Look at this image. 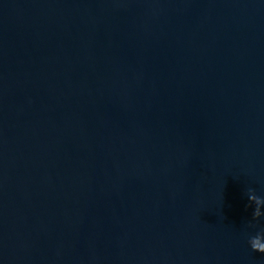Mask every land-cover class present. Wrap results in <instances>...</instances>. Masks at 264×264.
<instances>
[{
    "label": "water",
    "instance_id": "1",
    "mask_svg": "<svg viewBox=\"0 0 264 264\" xmlns=\"http://www.w3.org/2000/svg\"><path fill=\"white\" fill-rule=\"evenodd\" d=\"M264 0H0V264H264Z\"/></svg>",
    "mask_w": 264,
    "mask_h": 264
},
{
    "label": "clouds",
    "instance_id": "2",
    "mask_svg": "<svg viewBox=\"0 0 264 264\" xmlns=\"http://www.w3.org/2000/svg\"><path fill=\"white\" fill-rule=\"evenodd\" d=\"M249 192H250L249 200L256 205L255 211L253 213V218L256 219L262 215L260 208L262 205H264V199H260L256 195L252 194L251 190H249ZM260 237L261 236L259 234L255 237H252L249 240V244H250L252 251L264 254V244L257 243Z\"/></svg>",
    "mask_w": 264,
    "mask_h": 264
}]
</instances>
